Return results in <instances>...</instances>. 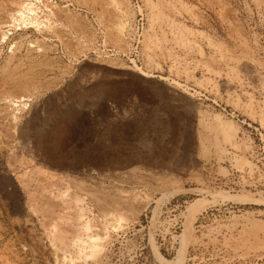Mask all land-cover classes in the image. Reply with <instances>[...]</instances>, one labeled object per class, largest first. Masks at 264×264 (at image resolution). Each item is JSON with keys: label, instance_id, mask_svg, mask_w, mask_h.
Listing matches in <instances>:
<instances>
[{"label": "rangeland", "instance_id": "obj_1", "mask_svg": "<svg viewBox=\"0 0 264 264\" xmlns=\"http://www.w3.org/2000/svg\"><path fill=\"white\" fill-rule=\"evenodd\" d=\"M116 1L0 0V264H264V0Z\"/></svg>", "mask_w": 264, "mask_h": 264}, {"label": "bare ground", "instance_id": "obj_2", "mask_svg": "<svg viewBox=\"0 0 264 264\" xmlns=\"http://www.w3.org/2000/svg\"><path fill=\"white\" fill-rule=\"evenodd\" d=\"M39 1L43 2L44 0H22V2H20V4L14 10L15 12L13 11V12H11L9 14V16H8L9 20H8V23L6 24V26H10L11 28L13 27V29H22V28L33 27V28H35L37 30H41L42 28H45L47 26H53L54 27V25H56L58 22L56 23L55 21H52L48 17L47 18H43V16L40 14L39 6L37 5L38 4L37 2H39ZM112 1L113 2H117L118 5H119L118 1H116V0H112ZM117 23H118L117 25L119 26V28L122 29L124 27L123 20H118ZM1 27H2V25H0V31H1L0 40L4 41V39L6 37H9L8 33H10V32H9V29L7 31H5V30H2ZM48 28H50V27H48ZM142 74L147 75L145 73H142ZM5 100L9 102L10 106H14L15 108L14 107L13 108L17 111L16 113H18L19 109L21 108V107H18V106L19 105L23 106L25 104L24 100H26V97H24V96H18L17 97V96H15L13 94H8V95L5 96ZM16 113L13 114V118L14 119L17 118V114ZM120 191L121 190H119V194H121ZM167 194H170V193H165L163 195V197L165 195H167ZM226 197L229 198V199H234V200H251V199H253V197H249L248 195H244V194H235V195H233V194L231 195L230 194V195H226ZM135 199H137V200H142L143 199L142 201H144V199H145L147 201L148 196L145 195V196L142 197L141 195L140 196L138 195V196L135 197ZM82 210L83 209H81V211ZM123 214H120L118 216L116 214H112V221L110 222V224L115 229L121 228L125 221L130 220L129 217H127L125 214L124 215ZM107 222H108V220H107ZM84 229H85L84 233L88 234L89 239H90L91 242L86 241L83 236L79 235L78 236V241L80 243L84 244V246H83L84 248L80 249L78 251V253L75 252L78 255H75L72 252H65L64 251L65 252L64 253L62 251L65 255H64L62 260L60 259V261H62L64 264H90L87 261L89 259H91L94 264H98L97 263L98 262V257L100 256V253L104 250V245H105V241L104 240H105V238H108L110 236V232L108 230H106L105 231L106 235L104 234L105 236H100V235H97V234H93L92 231H91L92 230V225H91V221L90 220H88L86 223H84ZM54 241L52 243H53V246L56 247L55 250H57V251L58 250L59 251L62 250V249H59L58 246H56V243H54ZM152 245H153V249H154L155 255H156L158 261L161 264H181L182 260H181V257H179V254L177 256H175L174 258H172V259H168V258L164 257L161 254V252L158 250V247H157V244H156L154 238L152 240ZM58 262H59V260H58Z\"/></svg>", "mask_w": 264, "mask_h": 264}, {"label": "built area", "instance_id": "obj_3", "mask_svg": "<svg viewBox=\"0 0 264 264\" xmlns=\"http://www.w3.org/2000/svg\"><path fill=\"white\" fill-rule=\"evenodd\" d=\"M138 1H139V0H132L133 4H134L135 6H137L138 10H140L139 2H138ZM139 13H141V12H139ZM111 107H112V106H111ZM113 107H114V104H113Z\"/></svg>", "mask_w": 264, "mask_h": 264}]
</instances>
